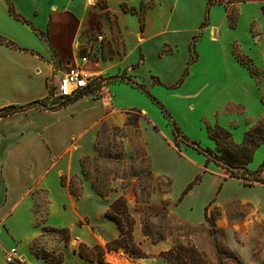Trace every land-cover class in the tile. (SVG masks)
<instances>
[{
    "label": "rangeland",
    "instance_id": "1",
    "mask_svg": "<svg viewBox=\"0 0 264 264\" xmlns=\"http://www.w3.org/2000/svg\"><path fill=\"white\" fill-rule=\"evenodd\" d=\"M66 1L25 0L23 9ZM214 1L220 7L212 9V25L208 18L201 32L205 2L177 5L173 22L179 18L184 31L148 41L137 68H131L136 52L124 65L119 62L124 50L111 16L105 23L110 31L94 15L73 37L91 43L103 35L88 64L100 82L86 94L97 101L110 99L112 105L94 121L88 139L77 143L81 151L67 150L61 157V194L67 199L56 202L59 227H43L30 246L33 253L60 256L61 264H98L81 258L76 249L99 243L104 262L113 264L105 245L118 230L104 211L123 196L135 220L132 237L141 256L117 250L131 263L167 264L159 252L183 245L193 246L208 264H264V183L255 181L264 180V22L256 24L257 10L244 8L245 0ZM99 6H105L102 0L94 8ZM69 36L59 38L70 42ZM67 68L59 65L54 75L60 77ZM55 93L51 86L38 107L67 104ZM246 139L249 162L239 161L227 171L222 159L239 156L230 143L240 146Z\"/></svg>",
    "mask_w": 264,
    "mask_h": 264
},
{
    "label": "crops",
    "instance_id": "2",
    "mask_svg": "<svg viewBox=\"0 0 264 264\" xmlns=\"http://www.w3.org/2000/svg\"><path fill=\"white\" fill-rule=\"evenodd\" d=\"M24 1L0 0V110L34 103L24 111L0 118V264H7L5 255L12 248L17 250L18 258L11 264H47L30 246L41 237L43 227H59L56 202L67 199L61 194L64 190L61 184L64 172L59 169L63 167L61 157L67 150L81 151L77 143L82 144L85 137L88 139L94 121L112 105L110 99L97 101L84 94L58 108L38 107L47 100L50 87L61 77L54 75L56 68L79 64L73 37L94 15L93 19L110 31L105 23L111 16L116 21L124 50L123 60L119 62L125 63L128 55L136 52L138 59L131 68H137L144 61L143 46L148 41L184 31L179 18L173 22V9L197 0H102L105 6L96 9L95 2L99 0H67L65 4L51 2L47 7L36 4L29 12L23 9ZM202 1L206 9L208 0ZM241 4L246 9L257 10L256 24L264 22V0H245ZM9 6L39 34L15 20ZM214 7L220 5L209 6L208 14L198 21V31L207 29L208 18L212 25ZM203 22L205 25L201 26ZM69 33L70 42L59 38ZM74 40L78 41L77 37ZM72 55L75 64L70 58ZM145 94L164 114L163 107ZM180 197L179 200L183 198ZM36 204L41 205L40 209L36 208L38 212H35Z\"/></svg>",
    "mask_w": 264,
    "mask_h": 264
},
{
    "label": "trees",
    "instance_id": "3",
    "mask_svg": "<svg viewBox=\"0 0 264 264\" xmlns=\"http://www.w3.org/2000/svg\"><path fill=\"white\" fill-rule=\"evenodd\" d=\"M214 4H220V2H216L214 0H208L207 1V12L208 14V8L211 5ZM124 10H126L123 7ZM130 12H134V9L128 10ZM9 12L10 15L17 21L30 26V28L36 33L39 34L38 31H36L29 21L24 19L21 15L17 14L12 6H9ZM205 22L201 24V26H204ZM82 96V95H81ZM153 100V99H152ZM34 104V103H33ZM33 104H29L26 106H10L4 109L0 110V118L9 116L21 111L26 110L28 107L32 106ZM157 104V103H156ZM58 108V107H57ZM165 114V113H164ZM174 124V123H173ZM175 125V124H174ZM173 134L175 138H177L178 132L175 126H173ZM248 143V140L246 139L242 145L240 146H233L232 143H230V146L233 147L234 151L236 153H239V156H226L223 160V166L227 171L234 170L235 166L238 164L239 161L246 162L243 165L247 164L251 158L252 150L247 149L246 145ZM193 144V143H192ZM193 146L198 150L204 153L198 146L194 143ZM176 147H178V144L176 143ZM213 159V157L207 158L205 161V165L210 162V159ZM216 158V157H214ZM209 159V160H208ZM211 159V160H212ZM257 182L264 183V180L261 179H255ZM61 184H63L61 180ZM191 187V184L188 185L184 191L181 194L180 199L189 191ZM104 216L110 220H112L116 228L118 230V236L115 240H112L108 243H106L105 248L108 250H117V249H123L124 252L133 255L134 257H140L141 252L135 245L132 237L133 228L135 225V220L131 216V214L128 211L126 201L124 197L120 196L116 198L114 201H112L108 207L106 208L104 212ZM213 226V225H211ZM76 253L83 259L88 260L90 262H97L98 264H106L104 262V248L101 246L95 245L92 247H87L84 244H79ZM38 257L43 259L47 264H61L60 256H54L49 254L46 251H41L40 253L36 254ZM159 258H161L165 263L167 264H208L207 260L205 259L204 255L197 251L193 246H183V245H174L169 250L165 252L159 253ZM240 264V263H237Z\"/></svg>",
    "mask_w": 264,
    "mask_h": 264
},
{
    "label": "built area",
    "instance_id": "4",
    "mask_svg": "<svg viewBox=\"0 0 264 264\" xmlns=\"http://www.w3.org/2000/svg\"><path fill=\"white\" fill-rule=\"evenodd\" d=\"M102 40L103 35H97L91 43L79 41L74 43L79 64L68 67L59 78L58 83L54 86L57 98L63 102L70 101L86 94L91 86L100 82V76L89 72L85 67L89 64L96 51L100 49ZM17 258V251L12 248L6 255V263H14Z\"/></svg>",
    "mask_w": 264,
    "mask_h": 264
},
{
    "label": "bare ground",
    "instance_id": "5",
    "mask_svg": "<svg viewBox=\"0 0 264 264\" xmlns=\"http://www.w3.org/2000/svg\"><path fill=\"white\" fill-rule=\"evenodd\" d=\"M107 259L113 264H133V262L131 263L130 261H128L124 254L121 252L111 253L107 256ZM135 263L140 264L141 262L136 261Z\"/></svg>",
    "mask_w": 264,
    "mask_h": 264
},
{
    "label": "water",
    "instance_id": "6",
    "mask_svg": "<svg viewBox=\"0 0 264 264\" xmlns=\"http://www.w3.org/2000/svg\"><path fill=\"white\" fill-rule=\"evenodd\" d=\"M117 252H121V253H123L124 254V252H122V251H118V250H108L107 249V253H117ZM135 261H140V260H135Z\"/></svg>",
    "mask_w": 264,
    "mask_h": 264
}]
</instances>
